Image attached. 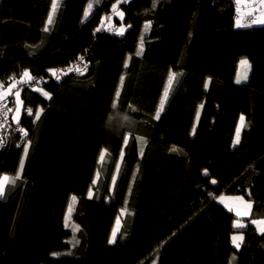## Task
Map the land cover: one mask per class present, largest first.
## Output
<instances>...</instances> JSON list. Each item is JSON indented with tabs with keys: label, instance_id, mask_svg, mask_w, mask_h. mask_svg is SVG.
Returning a JSON list of instances; mask_svg holds the SVG:
<instances>
[{
	"label": "trees",
	"instance_id": "obj_1",
	"mask_svg": "<svg viewBox=\"0 0 264 264\" xmlns=\"http://www.w3.org/2000/svg\"><path fill=\"white\" fill-rule=\"evenodd\" d=\"M88 3L57 0L45 32L53 0H0L3 90L25 69L35 78L9 93L10 130L0 127V178L14 179L24 159L0 197V264H223L228 249V264H264V234L251 224L264 218V24L236 27V0H94L85 18ZM113 4L123 35L101 29ZM241 59L250 73L237 83ZM83 63V75L68 72ZM169 70L181 75L156 120ZM17 126L28 132L22 144ZM135 137L146 141L143 155ZM221 195L251 203L246 227L233 228ZM73 196L75 231L64 223ZM235 232L244 236L239 249Z\"/></svg>",
	"mask_w": 264,
	"mask_h": 264
},
{
	"label": "snow or ice",
	"instance_id": "obj_2",
	"mask_svg": "<svg viewBox=\"0 0 264 264\" xmlns=\"http://www.w3.org/2000/svg\"><path fill=\"white\" fill-rule=\"evenodd\" d=\"M158 2H159V0H153V7H155L156 4H157ZM260 4L264 5V0H260ZM92 7H93V3L90 2V3L88 4V10H86V11L84 12V17H85V18H87V16L89 15V11L92 9ZM112 7H113V11H116V10H117V5H116V4H113ZM53 8H55V0H54ZM117 14L121 17V19L123 18V13H122V12H118ZM52 23H53V17H52V14H49L48 19H47V23L45 24L43 30H44L45 32L49 31V25H51ZM251 23H252V24H257V23H259V24H264V18H254V19L251 20ZM236 26H237V27H247V26H250V25H242V24L239 22V20H237V22H236ZM150 27H151V22L149 21V22H147V23L145 24V30L149 29ZM96 31H97V32L100 31V28H97ZM115 32H116V34H118V35H123L124 29H123V27H121V28H119V29H115ZM143 45H144V37H143V35H142L141 38H140L139 46H138V48H137V50H136V52H135V56H136V57H140V56H142V54H143V50H144ZM129 59H130V58H129ZM79 60H80L81 62H83V61H84V57H83V56L79 57ZM240 64H241L242 66H244V65H248V61H247V59H242V60L240 61ZM127 67H128V62H127V60H126V62H125V64H124V68L127 69ZM87 68H88V66H87L86 63H83L82 66H80V65L78 64V65L74 66V68H69V69H68V72H71V71L75 70L77 73L83 75V74L87 71ZM49 71H50L51 74L55 77V79H56L57 81L61 79V75L57 74V73H58V70H56V69H49ZM65 74H67V73H65ZM178 75H181V74L176 73V72H173L172 70H169V74H168V78H167V84H166V87H165V89H164V91H163L162 98H161L160 101H159V105H158V107H157V109H156V111H155V114H154V117H153L154 119L159 120L161 113L164 111V107H165V103H166L167 98H168L169 91H170V89H171V86H172L173 82L175 81V79H176V77H177ZM13 79H14V78H13ZM34 79H35V78L32 77V75L30 74V72H29L27 69L23 70V72H22L21 75H20V79H19V81H16V82L12 83V84L9 86V88H8V90H7V93H11V92H12V89L16 87V84H17V83H20V84H26V83H29V82L33 81ZM243 79H244V80L247 79V75H246V74L244 75ZM123 81H124V76L122 75L121 78H120V84H121V86H122V84H123ZM236 82H237V83H241V77H240L239 74H237V80H236ZM205 87H207V84L205 85ZM35 90H36V91H42V89H39V88H36ZM7 93H0V101L4 100L5 95H6ZM42 94H43L45 97L51 99V95H50V93H48V92H46V91H43ZM14 95H15V101H14V103L17 105V107H16V109H15L17 115L14 116L13 119L15 120V122H16L17 124H19V122H20V120H19V113H20V111H21V107L23 106V101L20 99L21 93H20L19 90H17V91L14 93ZM120 95H121V91H120V89L118 88L117 91L115 92V97H116V98H119ZM0 107H6V106H0ZM201 107H203V106L201 105ZM112 108H113V109H116V108H117V102H116L115 100H114V102H113V104H112ZM11 111H13V109H11V108H7V109H6V111L4 112V116H5V118H6V114H7V112H11ZM25 111H26V113H27L29 116H32V115H33V109H32V108H30V107H29V108H26ZM42 112H43V109H42V108L35 112V119H36V120H39V119H40V115H41ZM123 118H124L125 120H127V119H128V115L125 114ZM198 118H199V112H197V119H198ZM111 120H112V117L110 116V117H109V122H111ZM244 126H245V117H244L243 115H241V116H240V123H239V125H238L237 128H236V138H235V140L233 141V144H234V145L237 144V143H239L240 132H241V129H242ZM0 127H3V125L0 124ZM18 130H19V132L22 134V137H27V136H28V132H27L26 129L20 127ZM129 139H130V134H125L124 137H123V143H124L125 146L127 145ZM135 139L141 143V145H142V147H141V155H143V145L146 143V141L144 140L143 137H135ZM3 143H4V140H3V139H0V146H2ZM29 144H30V141H28V142L24 145V147H23V152H24V156H25V157H26L27 154H28V146H29ZM18 146H19V145H18ZM106 151H107V150H102V151H101V154H100V157H99L100 161H103V159H104V157H105V153H106ZM172 151H176V149L173 148ZM122 157H123V152H121V158H122ZM23 167H24V159L22 158V159L20 160V165H19V169H18V171H17V173H16V176H15L14 179L11 180V183L14 184V183L16 182V180H18V179L21 178V172H22ZM119 169H120V164L118 163V164L116 165V172H117V173L119 172ZM204 171H205V175H207V169H205ZM98 175H99V174L97 173V177H98ZM116 180H117V175L114 174V175L112 176V184H113V186H115V184H116ZM8 181H9V177H8V176H4V177L0 178V197H2V196L4 195L5 184H6V182H8ZM95 183H96V180L94 179V180H93V184H95ZM212 183H215V180H213ZM88 195H89V198L92 197L93 193H92L91 189L89 190ZM223 199H224L223 197L220 198L221 202H223ZM75 200H76V197L73 196V197H72V202L75 203ZM226 207H227V205H226ZM248 207L251 208L252 205L249 203V204H248ZM71 210H72V208H71V205H70V206H69V213L71 212ZM228 211L231 212L232 209H231V208H228ZM127 212H128L127 208L121 210V214H122V215L125 214V213H127ZM128 214H131V213H128ZM236 215L239 216L240 213H237ZM67 219H68V217L65 218V220H66V226H67ZM119 222H120V221H119V218H117V224H119ZM251 223H252L253 225H256V226H257V230H258L261 234H264V219H259V220L254 219V220L251 221ZM244 227H246V225L243 224V223H241L239 220H234V221H233V228H234V229H242V228H244ZM75 230H78V226L76 227ZM117 231H118V229H116V228H114V229L112 230L111 237H110V239H109V241H108L109 244L116 243V241H117ZM243 240H244V236H243L242 233H240V234H233L232 237H231V242H232V244L234 245V247H235L236 249H239V248L241 247V243L243 242ZM232 259L234 260V259H235V256H233Z\"/></svg>",
	"mask_w": 264,
	"mask_h": 264
},
{
	"label": "rangeland",
	"instance_id": "obj_3",
	"mask_svg": "<svg viewBox=\"0 0 264 264\" xmlns=\"http://www.w3.org/2000/svg\"><path fill=\"white\" fill-rule=\"evenodd\" d=\"M93 3L94 0H89V3ZM56 3H57V0H55V7H56ZM88 3V4H89ZM53 4H54V0H53ZM53 4H52V7H51V11H50V14H53V11H54V8H53ZM252 7H249L248 10H251L252 11ZM87 10H88V6H87ZM247 10V5H246V2L245 0H236V15L239 16V17H242L244 15V12ZM262 11H264V9H262ZM118 12H120L117 8L116 11H113L112 9V14L108 17H105L103 18V21H102V24H101V29L107 31V32H110V33H114L116 34L115 32V29H119L123 26H115L114 25V18H118V19H121V17L117 14ZM237 22V21H236ZM236 22H235V25H236ZM240 22V20H239ZM237 27V26H236ZM123 29L125 30V28L123 27ZM242 60V59H241ZM240 60V61H241ZM240 61H239V64H238V67H237V72H236V76H235V81L237 80V74L240 75L241 77V83H244L247 79H248V76H249V73H250V64L248 62V65H244L242 66L240 64ZM248 61V60H247ZM247 75V79L244 80L243 77L244 75ZM167 84V83H166ZM166 87V86H165ZM9 88V87H8ZM8 88L4 89L3 90V93H7V90ZM14 89V88H13ZM42 92V91H41ZM9 93L6 94V96H8ZM17 105L15 104V108H14V113H13V117L17 115L15 109H16ZM21 110H22V107H21ZM21 113V111H20ZM20 113H19V117H20ZM240 123V119L238 121V125ZM242 130V129H241ZM4 176H7V175H4ZM2 176V177H4ZM1 177V178H2ZM11 180V178H9V181ZM8 181V182H9ZM6 182V184L8 183ZM5 184V185H6ZM223 197V202H221L220 198ZM218 202L220 204H222L223 206L226 207L227 205V209L228 208H231L232 209V212L235 214V216L237 217L236 220H239L241 223H245L244 219L247 218L250 214V211H251V208L248 207V204L250 202H248L247 200H245L243 197H240V196H229V195H221L219 198H218ZM251 204V203H250ZM71 205V212L69 213V207H68V210H67V213L65 215V218L68 217L67 219V226H66V220H64V223H65V228L66 229H69L71 231H75L76 229V224L73 222V219H72V216H73V211H74V207L76 205V200H75V203L72 202V198L70 200V204L69 206ZM237 213H240L239 216H237L236 214ZM264 219V218H263ZM259 220V219H257ZM252 221V220H251ZM252 224V223H251ZM253 225V224H252ZM255 228L257 229V226L254 225ZM116 229H118V224L115 226ZM258 231V230H257ZM259 232V231H258ZM241 232H235L234 234H240ZM260 233V232H259ZM231 246L234 247V245L232 244L231 242ZM229 255H230V249H228L226 251V257H225V260H224V263L223 264H228V259H229Z\"/></svg>",
	"mask_w": 264,
	"mask_h": 264
},
{
	"label": "built area",
	"instance_id": "obj_4",
	"mask_svg": "<svg viewBox=\"0 0 264 264\" xmlns=\"http://www.w3.org/2000/svg\"><path fill=\"white\" fill-rule=\"evenodd\" d=\"M254 18H260L259 14H251V15H248L246 16V18L244 19V22L243 24L244 25H250V26H253V25H256V24H252L251 23V20L254 19ZM259 24V23H257ZM0 93H3V87H2V82L0 81ZM9 98L8 96L5 95V98L4 100L0 101V106H6V107H0V124L3 125V127L1 128H5L7 131L10 130V123H9V112H7L6 114V118L4 116V112L6 111L7 108H10V103H9ZM21 126H17L14 131L18 133L19 137H20V144H22L24 142V139L25 137H22V134L19 132V128Z\"/></svg>",
	"mask_w": 264,
	"mask_h": 264
},
{
	"label": "crops",
	"instance_id": "obj_5",
	"mask_svg": "<svg viewBox=\"0 0 264 264\" xmlns=\"http://www.w3.org/2000/svg\"><path fill=\"white\" fill-rule=\"evenodd\" d=\"M246 5H247V10L244 12V15L242 17H239L236 15L235 17V22L237 20H240V23L242 25L244 22V19L246 18V16L251 15V14H259L260 18H264V11H262V9H264V5L260 4V0H245ZM249 7H252V11L248 10Z\"/></svg>",
	"mask_w": 264,
	"mask_h": 264
}]
</instances>
